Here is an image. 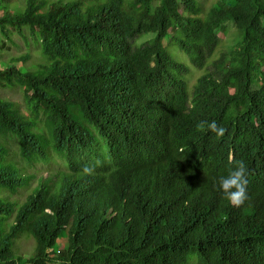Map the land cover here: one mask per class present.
Wrapping results in <instances>:
<instances>
[{"label": "trees", "instance_id": "obj_1", "mask_svg": "<svg viewBox=\"0 0 264 264\" xmlns=\"http://www.w3.org/2000/svg\"><path fill=\"white\" fill-rule=\"evenodd\" d=\"M118 1L126 0H106L113 4L103 7L98 1L85 11L28 0L23 14L0 18L3 32L38 33L49 62L41 76L0 67V89L22 90L28 110L0 97V264H149L116 255L144 235L155 216L146 205L177 197L188 167L201 174L198 208L175 221L170 239L176 248L157 264H222L231 230L264 235V197L253 196L254 211L236 209L217 184L239 161L248 178L264 175V0H222L221 9L206 16L195 8L181 13L179 0H135L124 13ZM130 11L144 15L141 32L156 38L134 46L128 32H114L112 20ZM226 22L243 33L231 49L216 33ZM169 40L195 66L209 58L215 70L192 89L190 67L172 62L164 47ZM200 121L227 130L221 138L211 135L218 145L212 141L208 164L190 162L194 147L185 143ZM51 147L66 158L67 170H48L45 177L20 169L21 161L55 162ZM86 165L94 168L90 176L82 174ZM147 165L151 169L138 171ZM106 197L110 205L128 202L117 206L121 217L110 219L100 208ZM63 224V251L50 254ZM24 235L38 249L17 259L14 246Z\"/></svg>", "mask_w": 264, "mask_h": 264}, {"label": "clouds", "instance_id": "obj_2", "mask_svg": "<svg viewBox=\"0 0 264 264\" xmlns=\"http://www.w3.org/2000/svg\"><path fill=\"white\" fill-rule=\"evenodd\" d=\"M47 1V0H46ZM100 2V5L97 7H103L104 5H110L113 3L107 4L106 0H72L71 2H65L63 0H60L58 2H50L47 1L49 5L52 4H63L67 5V7H71L74 5H81L82 8L85 11H88L91 8V5L96 2ZM135 0H126L125 2L118 1L115 4H118L121 2V7L123 13L127 10V6H129L128 2H133ZM5 2V0H4ZM220 2L222 0H216L215 5L207 9L202 0H193L189 4H185L182 0H179L178 8L180 7V12L184 13L189 11V8H195L196 11L199 12L202 11L203 15L211 14L214 10L221 9L220 8ZM28 4V2H27ZM192 4L194 5L192 7ZM189 6V7H187ZM51 7V6H50ZM48 7L47 9H49ZM27 8V7H26ZM26 11V10H25ZM21 15V13H19ZM23 14V13H22ZM130 16H127L123 19H114L113 21V28L114 32H128L129 37L132 39V42L134 46H142L144 43H148L154 38H156V34L154 33H148L141 32V23L143 21L144 15L138 11V12H131ZM7 15H14L11 13H7ZM229 27H234L236 29V32L238 33L239 37L235 40L234 44L229 45V43L226 42L221 37V33L224 31H227ZM144 28L145 25H144ZM22 30L16 31L9 28L6 29L5 32H3L0 29V33L4 34L0 36H3L4 39L10 38L11 32H22V31H30L32 33V38H35L39 42H41V51L44 47V41L43 38L41 40H38L40 36H37L32 32V29L29 28V30ZM171 31H173L171 29ZM170 31V33H171ZM216 33L218 36L222 39V44H226L227 48L234 47L242 38V31L240 30L237 23L233 22H226L224 25H221L220 28L216 30ZM147 37L145 38V36ZM171 35V34H169ZM38 38V39H37ZM9 43L13 44L11 41H8ZM6 42L3 43L2 46H4ZM32 43V40L31 42ZM164 47L167 50L168 55L170 56L173 63H183L187 66H189V74H188V84L190 87L195 88L199 82L204 80L206 77L205 74H207V71H213L215 70L214 62H212V59L207 58L206 64L204 67H197L194 64H192V57L187 55L186 53L182 52L177 45H173L172 41H166L164 43ZM2 48V47H1ZM169 50L177 55L179 58L180 55L183 58H180V61H177L172 58V56L169 54ZM44 52V50H43ZM41 53V52H40ZM215 57L217 58L218 55L214 53ZM41 55L40 63L32 64L31 66H27L25 64L26 61H28V58H23L21 60L17 61H10L9 63H12L13 65L11 67H16L18 69V72L24 74V73H32L36 74V76H41L39 73L49 65V62L47 60V57ZM45 60H44V59ZM26 60V61H23ZM182 61V62H181ZM5 67L4 64H1ZM1 66V67H2ZM203 71L204 74L197 77H193L195 74H197L199 71ZM196 80V82L193 84L192 81ZM212 79L210 80L211 83ZM0 91H18L23 95V103L12 99L11 97H5L0 94V97H3L7 101H12L20 106V108L25 112H28L27 110V104L25 102L24 95L26 94L19 89H0ZM162 114L159 116L161 119H164L167 117V111H162ZM157 122V120L155 121ZM209 130L208 134L204 133L203 131ZM212 133H211V132ZM226 129L223 126H219L215 121L208 122V121H200L197 123L196 127H193L191 130V137L185 139V143L188 147L193 146L194 149H191L193 151L192 157L190 159V162H201L205 163L207 161L208 156L207 152L210 149H214L212 146V141L218 145L217 140L214 136H211L213 133L216 135L217 138H221L225 135ZM184 151V149H182ZM47 152L50 154V156H53L56 160L55 162L45 165L44 162H20V169L28 168L29 173H35V171H39L38 169H34L39 165H44L46 167L51 165H56V168L54 169H62L67 170L66 163L68 162L66 158H64L61 154L57 153L54 148L47 149ZM264 161V153L263 157L261 158V162ZM229 162H232V156L229 154ZM145 169H151L150 165H147L145 167L141 166V168L138 170L142 172ZM94 172V168L90 166H84L82 169V174L85 176H90ZM48 175H44L45 177H49L50 173L47 171ZM41 174H38L40 176ZM200 170L197 168H191L188 167V172L185 171L181 188L178 190L177 197L175 199H164L161 200L156 206H149L146 205L145 209H149L151 211H147L150 213H154V217L150 219L148 222L147 228L144 231V235L140 237V241L132 247L128 253L126 254H118L116 256L122 257L124 255H130L131 257L134 256V261H146L149 264H157L159 260L167 253V251H174L176 247L173 246V243L170 239V232L173 229V225L175 221L178 218L184 217L190 213H193L198 208L199 203V189H198V179H199ZM248 170L247 166L243 161H239L236 163V167L234 169H231L226 176H221L217 180V184L219 189L223 192L225 199L230 203V205L233 208L246 210L250 209L251 211H254L256 208V203L253 201V196L256 197H264V175H261L260 177L256 179H250L247 177ZM169 177H164L161 180H159V184L162 186H165V183ZM92 190L88 191L87 194L91 193ZM141 197L142 203V196L141 193L137 190L136 192ZM136 194V197H139ZM121 199L123 198V193H121ZM124 206L128 205V202L124 201L123 203L118 201L114 205H110L108 202V198L106 197L103 201V204L101 205V209L103 211L107 212L108 218L115 219L121 217L120 213L117 211V206ZM212 211L209 210V217H211ZM259 215H264V210L262 207H259ZM58 226V223L56 224ZM68 229V225L63 224L60 229V233L56 235V243L55 246H51L50 249H48V253L55 252V248H58V253H61L65 246V234H63L65 229ZM25 236V235H24ZM23 236V237H24ZM230 238L233 240L231 242H228L226 245L223 246L221 254H222V264H264V235H262L261 232L258 230H248V229H233L230 231L229 234ZM21 237L23 241H31L34 245V242L36 244V241L33 242V239H27ZM22 241V242H23ZM21 242V243H22ZM18 245V253L20 256L25 258V254L20 251V245ZM16 245V243H15ZM15 247V246H14ZM36 249L37 244H36ZM33 251V246H29V253L31 254ZM36 252V251H35ZM31 258V257H30ZM55 263L60 264V262L55 261Z\"/></svg>", "mask_w": 264, "mask_h": 264}, {"label": "rangeland", "instance_id": "obj_3", "mask_svg": "<svg viewBox=\"0 0 264 264\" xmlns=\"http://www.w3.org/2000/svg\"><path fill=\"white\" fill-rule=\"evenodd\" d=\"M52 3L58 2L60 0H47ZM66 3L71 2L72 0H63ZM216 0H202L204 6L209 9L210 7L215 5ZM28 0H0V18L3 16H6L7 13L11 14H19L24 13L27 7ZM24 30H29V28H25ZM4 36V34L0 33ZM37 36H39L38 33H36ZM3 36H0V67L1 64L5 65V68H8L12 66V63H9L10 61H17L21 60L23 58H28V61L25 62L27 66H31L32 64L40 63L41 60V53H43V48L41 51V42L39 45V42L35 40V38H32V33L30 31H22V32H11L10 38L4 39ZM147 35L145 36V38ZM221 37L226 40L229 45L234 44L237 37H239L238 33L236 32V29L234 27H229L227 31H224L221 33ZM38 39V38H37ZM32 40V43H30ZM38 40H41V36ZM8 41H11L13 44L9 43ZM6 42L3 45V43ZM2 47V48H1ZM41 52V53H40ZM169 54L172 56L173 59L180 61V58H183L181 55L178 58L177 55L169 50ZM44 59V58H43ZM45 60V59H44ZM182 62V61H181ZM204 72L201 70L197 74H195L193 77H199L203 75ZM196 80H193L192 83L194 84ZM0 94L5 97H11L12 99L23 103V95L18 91H0ZM56 165H51L49 167H46L44 165H39L34 169H38L40 174L48 175L47 171L55 169ZM28 237V235H25L23 238ZM23 240L20 239L16 242V245L14 247V253L16 258L18 259L20 257L18 253V245ZM34 242V240H33ZM29 246H33V251L30 254L29 253ZM20 251L25 254V258H30L34 256L36 251V244L34 242V245L31 241H23L20 245Z\"/></svg>", "mask_w": 264, "mask_h": 264}, {"label": "bare ground", "instance_id": "obj_4", "mask_svg": "<svg viewBox=\"0 0 264 264\" xmlns=\"http://www.w3.org/2000/svg\"><path fill=\"white\" fill-rule=\"evenodd\" d=\"M148 26H149V25H148ZM150 26H151V25H150ZM146 27H147V26H146ZM147 28H149V27H147ZM147 28H146V29H147ZM144 29H145V28H144Z\"/></svg>", "mask_w": 264, "mask_h": 264}]
</instances>
